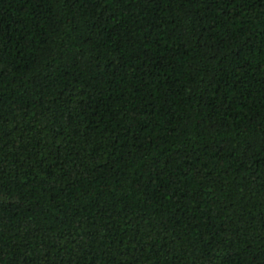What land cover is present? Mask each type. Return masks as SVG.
Returning a JSON list of instances; mask_svg holds the SVG:
<instances>
[{
    "label": "trees",
    "instance_id": "obj_1",
    "mask_svg": "<svg viewBox=\"0 0 264 264\" xmlns=\"http://www.w3.org/2000/svg\"><path fill=\"white\" fill-rule=\"evenodd\" d=\"M0 264H264V0H0Z\"/></svg>",
    "mask_w": 264,
    "mask_h": 264
}]
</instances>
